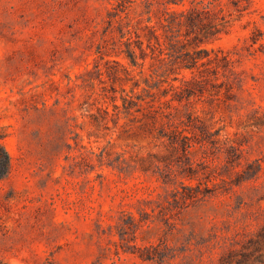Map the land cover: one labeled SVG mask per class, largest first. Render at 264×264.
<instances>
[{
    "label": "rangeland",
    "instance_id": "374dc122",
    "mask_svg": "<svg viewBox=\"0 0 264 264\" xmlns=\"http://www.w3.org/2000/svg\"><path fill=\"white\" fill-rule=\"evenodd\" d=\"M174 1L0 0V264H264V0Z\"/></svg>",
    "mask_w": 264,
    "mask_h": 264
},
{
    "label": "trees",
    "instance_id": "16d2710c",
    "mask_svg": "<svg viewBox=\"0 0 264 264\" xmlns=\"http://www.w3.org/2000/svg\"><path fill=\"white\" fill-rule=\"evenodd\" d=\"M191 1L196 2L195 3L196 5L192 7V13L194 15H196L195 14L196 12L199 13V11H201L203 7L209 8V10H212L213 6L222 4V0H191ZM174 2L177 3L178 1L175 0ZM220 10L222 9L220 8ZM183 12H185V10ZM172 14H176L175 11H173ZM201 28H208V30H205L204 32H202L203 36L205 38L207 37V39H209L208 38L209 36H213L219 31V30H216L217 26L215 24V20L211 21L206 26H202ZM150 30H151V37L149 38L148 45L152 47L153 45L152 42H153V39L155 38V42L159 44L161 47L160 53L157 54L158 59H160L161 61L166 60L164 49H162V45L164 43L162 42L161 36L157 32L156 28L151 26ZM205 41L206 40H204V38H199V40L196 43V46L193 49L187 50L186 52H183L182 54L178 55V59L176 58V61H173V63L171 64L170 72L176 74L173 77V80L181 81V84L179 85H176L174 82L169 81V88H176L171 99H179L180 97H182V95L180 94H182V92L184 93V91H190L191 88H189V86H191L190 85L191 82H194L193 81L194 78L189 79L186 77V75H183V76L177 75L178 73H180V71H178L177 68H175L176 64L179 63L180 66L178 67L181 69L183 68L190 69L192 73L194 74L193 76H195L198 73L203 75V73L207 71V69L211 68V64L212 66L215 65L214 67L215 70H219L218 68L221 65L220 62L226 65V61H232V57L230 56V54L226 53V51L223 49L199 48V46H201V44L204 43ZM167 43L168 42H166V44ZM166 53H169V52H166ZM202 66H205V68H202ZM167 77L169 78V76ZM168 78H167V81H168ZM136 85H138V83ZM169 88L165 90L164 95H168L170 91ZM151 107L156 108L155 103H151ZM0 159H4L7 165H9L10 155L1 143H0Z\"/></svg>",
    "mask_w": 264,
    "mask_h": 264
}]
</instances>
